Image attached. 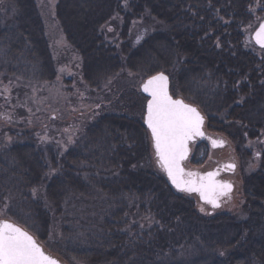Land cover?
<instances>
[{
	"label": "trees",
	"instance_id": "trees-1",
	"mask_svg": "<svg viewBox=\"0 0 264 264\" xmlns=\"http://www.w3.org/2000/svg\"><path fill=\"white\" fill-rule=\"evenodd\" d=\"M38 9L0 0V71L27 68L35 80L57 72ZM54 11L89 86L122 70L164 71L211 130L251 141L264 133V49L247 36L264 0H57ZM82 16L87 29L76 40L69 25ZM116 100L118 113L88 124L65 153L37 144L32 131L0 148L6 218L41 240L65 218L61 253L84 264H264V148L244 179L240 213L200 214L160 169L138 97Z\"/></svg>",
	"mask_w": 264,
	"mask_h": 264
},
{
	"label": "rangeland",
	"instance_id": "rangeland-1",
	"mask_svg": "<svg viewBox=\"0 0 264 264\" xmlns=\"http://www.w3.org/2000/svg\"><path fill=\"white\" fill-rule=\"evenodd\" d=\"M34 1L42 16L44 35L48 43L51 60L55 65L53 72H57L52 75L50 80H35L27 68L25 71L28 73L21 70L12 73L4 72L6 70L0 71V148L12 146L16 140L14 138L16 133L32 131L37 144L42 146L54 145L60 153H65L83 135L88 124L104 114L118 113L116 99L119 95L125 99L127 93L131 92L135 93V97H138L140 101L141 112H139L138 117L142 118L146 98L141 95L139 88L145 80L144 76L140 72L122 70L114 78H109L99 87L89 86L90 84L82 74L80 56L70 46L69 33L67 34L66 29H61L57 21L54 11L57 0ZM121 1L124 5L128 2V0ZM3 14H5V19H11L10 13ZM86 18L80 17L79 26L76 29L72 24V26L69 25V28L71 27L76 32V40L85 34V29H87ZM253 30L247 31L250 42H252ZM87 50L92 51L93 49L87 47ZM1 52L2 50H0V55ZM5 87H7V91H5ZM172 88L170 93L173 98L183 99L175 87ZM194 106L201 112L196 105ZM140 108L136 107L131 111L136 116L137 109L140 111ZM201 114L205 119V127L203 128L207 132L210 146L203 144L194 153L193 150L192 153L190 152L192 157L186 164L187 171L204 174V170L213 166L214 158L226 159L225 162L234 164L237 168V170L232 169L230 172L232 176L226 181L232 185L235 184V191L232 199L223 203L224 205L221 204L219 208H213L212 205L203 201L200 202L195 195L189 196V198L194 201L200 214L209 216L218 213L239 214L244 203L242 193L244 179L257 167L259 161L257 153L261 154L260 152L264 148V140L260 143V139L264 138V133H260L258 141H251V139L234 140L225 132L211 130L207 126L206 115L203 112ZM9 117L10 119H8ZM226 125L227 123L222 125L224 130L227 128ZM213 141L217 143L214 145ZM201 207L204 208L203 212L200 211ZM0 219H7L4 207H0ZM66 221L65 218L60 217L59 221L56 222V228L52 226L44 240L29 232L44 249L45 254L58 260L60 264H84L74 257H68L61 253L60 245L67 242V234L63 233L62 229V223ZM135 223L131 222L130 225H135ZM190 256L191 252L189 253Z\"/></svg>",
	"mask_w": 264,
	"mask_h": 264
},
{
	"label": "snow or ice",
	"instance_id": "snow-or-ice-1",
	"mask_svg": "<svg viewBox=\"0 0 264 264\" xmlns=\"http://www.w3.org/2000/svg\"><path fill=\"white\" fill-rule=\"evenodd\" d=\"M254 39L264 49V22L254 33ZM141 88L148 96L143 119L150 130L160 169L180 191L198 193L201 201L219 208L221 197L232 191V184L217 180L218 171L200 174L186 172L182 166L188 156L189 142L204 135L201 131L204 117L193 105L173 98L169 92V77L164 71L149 76ZM216 143L213 141L214 145ZM226 167L234 169L235 165ZM0 264H59V261L46 255L28 231L7 219H0Z\"/></svg>",
	"mask_w": 264,
	"mask_h": 264
},
{
	"label": "flooded vegetation",
	"instance_id": "flooded-vegetation-1",
	"mask_svg": "<svg viewBox=\"0 0 264 264\" xmlns=\"http://www.w3.org/2000/svg\"><path fill=\"white\" fill-rule=\"evenodd\" d=\"M203 133H204L203 136H198L199 138H197V140L191 144V153H192V150L194 153L199 147H201V145L204 144L205 146H208V144L210 143L209 140L207 139L208 135L204 132V130H203ZM221 149H224V148H221ZM190 156L192 157V155H190ZM225 161H226V159H221V157L214 158L213 159V162H214L213 166L204 170L203 172L207 173V172L218 171L219 175L216 177V179L219 181L226 182L228 179H230L229 177L232 176V174L230 173L232 171V168L226 167V165H229V163H227ZM233 170H237V168H234ZM185 171H187V169ZM232 186H233L232 191L230 193H228L227 195L221 197V198H223L221 200L222 201L221 204L226 203V201L232 199V195L235 191V184H233ZM189 194L199 196L198 193H189Z\"/></svg>",
	"mask_w": 264,
	"mask_h": 264
},
{
	"label": "water",
	"instance_id": "water-1",
	"mask_svg": "<svg viewBox=\"0 0 264 264\" xmlns=\"http://www.w3.org/2000/svg\"><path fill=\"white\" fill-rule=\"evenodd\" d=\"M262 22H264V19L263 20H261L260 22H259V24L256 26V28L253 30V32H252V34H251V40H252V42L254 43V45L256 46V47H258V48H260L261 49V47L258 45V44H256V42H255V39H254V33L258 30V28H259V25H260V23H262ZM167 75V74H166ZM169 77V76H168ZM148 78H146L145 80H147ZM144 80V81H145ZM143 83V82H142ZM142 83H141V85H142ZM141 85H140V92H141V94L145 97V98H148V96H147V93H144L143 91H142V88H141ZM169 92H170V79H169ZM175 99V98H174ZM186 103V102H185ZM189 104V103H188ZM145 105H146V103H145ZM192 105V104H191ZM194 106V105H193ZM195 107V106H194ZM199 111V110H198ZM201 113V112H200ZM202 115V114H201ZM203 116V115H202ZM144 120V119H143ZM205 120V119H204ZM144 126L147 128V126H146V124L144 123ZM203 126H204V122H203V124H202V126H201V131L203 130ZM148 130V129H147ZM148 132H149V134H150V137H151V133H150V130H148ZM203 132V131H202ZM197 138H199L198 136L196 137V138H194L192 141H190L189 142V145H188V147H189V152H188V156H187V158L182 162V166L184 167V163L186 162V160L188 159V157H189V154H190V143H192V142H194V141H196V139ZM154 149V148H153ZM185 169V168H184ZM164 174H165V177H166V179H167V181H168V183L170 184V186L175 190V191H177V192H182V191H180L179 189H177L172 183H171V181L168 179V177H167V174L164 172ZM19 226V225H18ZM22 228V227H21ZM25 230V229H24ZM30 234V233H29ZM31 235V234H30ZM42 248V247H41ZM43 250V249H42ZM45 253V252H44ZM47 255V254H46ZM59 264H60V262H59Z\"/></svg>",
	"mask_w": 264,
	"mask_h": 264
}]
</instances>
